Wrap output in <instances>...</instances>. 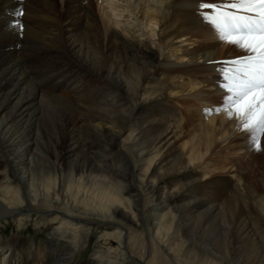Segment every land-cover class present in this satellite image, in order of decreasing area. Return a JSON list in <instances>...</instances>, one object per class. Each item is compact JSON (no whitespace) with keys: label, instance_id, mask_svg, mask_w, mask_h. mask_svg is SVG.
I'll list each match as a JSON object with an SVG mask.
<instances>
[{"label":"bare ground","instance_id":"obj_1","mask_svg":"<svg viewBox=\"0 0 264 264\" xmlns=\"http://www.w3.org/2000/svg\"><path fill=\"white\" fill-rule=\"evenodd\" d=\"M164 1L0 0V224L48 231L0 264H264V178L207 155L248 148L223 76L249 53L198 7L231 0Z\"/></svg>","mask_w":264,"mask_h":264},{"label":"snow or ice","instance_id":"obj_2","mask_svg":"<svg viewBox=\"0 0 264 264\" xmlns=\"http://www.w3.org/2000/svg\"><path fill=\"white\" fill-rule=\"evenodd\" d=\"M202 19L213 25L220 39L239 45L249 55L230 62L224 71L231 95L224 101L245 121L253 139L264 136V0H237L232 3L198 5ZM17 10L16 16H23ZM18 26V25H14Z\"/></svg>","mask_w":264,"mask_h":264},{"label":"rangeland","instance_id":"obj_3","mask_svg":"<svg viewBox=\"0 0 264 264\" xmlns=\"http://www.w3.org/2000/svg\"><path fill=\"white\" fill-rule=\"evenodd\" d=\"M232 2H237V0H231L230 3H232ZM151 4L153 6H156V8H158V11L160 12V14L162 16H164L166 14V12H167V6H166L167 2L166 1L163 0L161 3H159L158 0H152ZM112 5L117 10H123L124 9L120 6L119 3L115 2ZM141 5H143V4H141ZM140 7H142V6L137 4V7L135 9V13L137 12V10ZM95 10L96 11L99 10L97 5H95ZM99 13H101L100 10H99ZM126 13L127 12L124 11L121 14L126 15ZM137 16H139V15H137ZM121 19H122V23H123L122 26L124 25L127 28H133V30L135 29V31L138 34L145 33V30L143 28L138 27L137 22L135 21L133 16L126 18L122 15ZM143 26H145V25H143ZM125 36L127 37V35H125ZM144 39H145V37H144ZM175 81H176V79L175 80L171 79V77L165 79V82L170 85V87H169L170 91H172V90L174 92L180 91L179 94L180 95L183 94V92H181V91L186 88L185 82H175ZM183 81H185V80H183ZM172 82H173L174 86H172V84H171ZM170 103L171 104H169V105H173V106L177 107V103H178L177 101H172ZM182 104H184V103H182ZM181 110H182V108H179V107L177 109L175 108V111L177 112V114H175L174 116L177 118H180V116L183 117ZM214 114H215V112H214ZM234 116L235 117H234L233 125L234 124L235 125L241 124L242 130L240 131V133H238L236 135V137L233 140L239 139V140L244 141V144L246 146H248L245 153H243L242 156L241 155H235V154H233L234 151L232 150V148H226L225 150H224V148H222V150L221 149L219 150L217 148V145H214V146L212 145V146H210V149H209L207 155L210 156V158L212 159V162H216V165H218V166L219 165H226V164L230 165L232 163H235L237 166H240L241 169L243 168V170H245V172H246V176L248 179L247 180L248 182L246 183V185L249 188L250 194H252L254 197H258L261 195V192H262V191H260L258 181H259V179L264 178V136H258L254 140L253 139V133L250 130L245 129V121L242 118H240L237 114H235ZM240 137H244V138H240ZM233 140H232V142H233ZM177 142L180 143L181 141H177ZM173 146H174V144L171 145V147L166 151V153ZM245 156H247V159H244ZM23 226H24V228H22ZM23 226H21L19 229H17L16 226L14 224L12 225L11 223L0 224V240H4L7 237H19V238L27 239L28 241H33L37 245L48 240V233H47L48 231L45 230L43 227H35L32 223H30L28 225H23ZM90 256H91V251H89L87 248H85V250H83L78 255V257H79L78 259L82 260L84 258H90Z\"/></svg>","mask_w":264,"mask_h":264}]
</instances>
